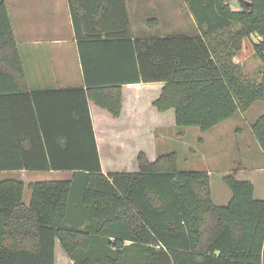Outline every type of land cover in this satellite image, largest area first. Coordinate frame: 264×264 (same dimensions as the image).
Returning a JSON list of instances; mask_svg holds the SVG:
<instances>
[{
    "label": "trees",
    "instance_id": "obj_1",
    "mask_svg": "<svg viewBox=\"0 0 264 264\" xmlns=\"http://www.w3.org/2000/svg\"><path fill=\"white\" fill-rule=\"evenodd\" d=\"M67 3L85 89L28 95L18 92L23 66L0 0V133L21 118L9 105L21 96L38 134L22 146H2L0 137V172L71 173L29 183L28 206L22 182H0V264H55L57 245L72 264H264V200L251 182L224 176L231 198L217 206L209 175L179 171L175 153L151 163L140 152L136 172L105 174L88 107L92 101L116 118L123 85L161 83L152 106L172 109L177 127L204 133L264 103V81L249 80L234 61L252 36L264 61V0L241 9L232 0H187L200 35L142 39L126 0ZM250 131L264 155V112Z\"/></svg>",
    "mask_w": 264,
    "mask_h": 264
},
{
    "label": "crops",
    "instance_id": "obj_2",
    "mask_svg": "<svg viewBox=\"0 0 264 264\" xmlns=\"http://www.w3.org/2000/svg\"><path fill=\"white\" fill-rule=\"evenodd\" d=\"M126 1L134 38L156 37L157 35L151 33L146 35L141 29L136 31L132 20L131 3L130 0ZM5 3L24 72L23 78L16 80L17 86L20 88L18 92L31 95L85 89L78 43L75 38L67 0H5ZM192 22L193 28L188 36L200 35L196 24L194 21ZM164 34L157 37H164ZM244 47L245 42L243 41V49ZM162 86L161 83L123 85L121 87V112L116 118L96 106L92 101L88 102L103 173L111 172L107 171L108 167L103 164L104 159L107 161L111 156L108 153L105 155L106 157L102 158L103 146H149L148 150L147 147L135 149L136 151L131 159L134 172L137 171L136 158L140 152L144 153L151 163L159 156L175 153L178 166L179 153L175 150H163H167L168 146H171V140H178L185 133L178 130L172 109L160 113L152 106L153 102L159 97ZM23 99L26 98L16 96L14 100L16 102H9L11 108L16 110L15 113L21 118L15 124L11 120L6 121L7 126L0 133L2 146H22L24 143L27 145L24 138L28 134L38 136L34 124L26 122L24 119ZM50 108L51 111L49 112H53L55 116L56 104L49 106ZM258 110L263 111V108H258ZM247 111L236 114L203 133V135L212 133L209 140H215V145H218L224 139L225 132H233L231 136L236 142V146H231L235 150L234 156L228 157L222 151L215 152L210 159L215 168H206L199 171L209 175L211 199L217 206L226 205L231 198L230 190L222 181L224 176L231 173H234L238 180L251 182L254 187V198L264 200V155L251 134L250 125L252 123H249L245 129L228 126L231 119L236 118L238 115L239 117H245L244 114L246 115ZM7 115H11V113L8 112ZM207 137L208 135L201 137L199 142L204 144ZM239 140L240 146L237 143ZM154 146H159L158 150L162 153H157ZM118 149L120 148L118 147ZM122 152L121 154L118 153L119 155L117 154L116 158L120 163L115 162V166L120 167L122 165ZM227 160H230L231 164H227ZM125 170L124 167L119 169L122 172L129 171ZM46 174L50 179L38 180L34 176H30L26 180L24 171H3L0 172V182L3 180L22 182L26 186L23 191L22 202L25 206H28L31 197V193L27 189L29 183L68 180L71 177L70 172L49 171ZM215 180L216 183L219 184L220 181L222 184L214 189ZM59 252L64 255L59 245H57L55 249L56 257ZM262 259L264 262V252Z\"/></svg>",
    "mask_w": 264,
    "mask_h": 264
},
{
    "label": "rangeland",
    "instance_id": "obj_3",
    "mask_svg": "<svg viewBox=\"0 0 264 264\" xmlns=\"http://www.w3.org/2000/svg\"><path fill=\"white\" fill-rule=\"evenodd\" d=\"M186 1L187 0H130L134 28H136V31L139 29L143 30L146 35H150V33L157 36L163 35L164 33H166L164 36L189 35L193 28V19L187 10ZM246 3H248V0H232L233 7L238 9L244 8ZM150 30L153 31L150 32ZM254 40L255 37L254 39L251 37L250 39L246 38L243 40L245 42V47L243 49L242 43V49L238 52L234 61L240 64L246 78L260 83L261 81H264V61L254 55L251 44L255 43L256 40ZM258 108H263L264 111V103H254L251 108H249L246 115L244 114L245 117H239L238 115L236 118L229 121L228 126H231L232 128L242 127L245 129L248 127L249 123H253L263 112L262 110H258ZM241 113L239 112L237 114ZM178 130L184 132L185 134L178 140H171V146H168V149H164L163 151L175 150L179 153V163L177 166L179 171H201L206 168L214 169L215 166L210 159L212 154L218 151H222L224 155H227L228 157L234 156L235 150L231 147L236 146L235 139L231 136L233 135V132H225L224 139L221 140V143L215 145V140H209L212 133H208L206 142L201 144L199 139L207 135H203V133L197 128L178 127ZM237 143L238 146H240V140ZM118 147L120 149H118ZM145 147H147L148 150L149 146H103L101 151L102 158L106 157L105 155L108 153L111 155L109 160L105 161L104 159L103 164L105 167H108L106 170H109L112 173L122 172L119 171V169L123 167L126 169L125 171L129 170L130 173H133L134 170L131 164V159L136 151L135 149H143ZM154 148L157 149V153L160 152V150H158L159 146H154ZM121 152L123 161L121 162L122 165L118 167L115 166V162L118 161L116 158L117 154H121ZM226 163L231 164V161L227 160ZM24 172L26 173V180L30 176H34L38 180L50 179L46 174L47 172ZM219 184L222 183L219 181ZM219 184L216 183L215 180L214 189ZM55 264L72 263L63 254H61V252H59L56 257Z\"/></svg>",
    "mask_w": 264,
    "mask_h": 264
},
{
    "label": "built area",
    "instance_id": "obj_4",
    "mask_svg": "<svg viewBox=\"0 0 264 264\" xmlns=\"http://www.w3.org/2000/svg\"><path fill=\"white\" fill-rule=\"evenodd\" d=\"M256 40H258V41H261V39H260V38H256Z\"/></svg>",
    "mask_w": 264,
    "mask_h": 264
}]
</instances>
